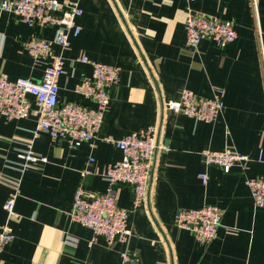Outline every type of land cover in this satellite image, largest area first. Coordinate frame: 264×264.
I'll return each instance as SVG.
<instances>
[{"label": "crops", "instance_id": "0c3cea01", "mask_svg": "<svg viewBox=\"0 0 264 264\" xmlns=\"http://www.w3.org/2000/svg\"><path fill=\"white\" fill-rule=\"evenodd\" d=\"M80 5V34L71 35L65 48L52 47L65 59L59 100L97 106L76 91L93 70L79 59L83 55L119 66L120 82L110 90L93 145L72 147L68 139L40 131L33 146L48 160L25 172L19 152L33 139L37 117L0 114V226L8 222L15 234L0 264H121L125 249L137 256V264H264V207L255 204L246 184L264 174V0H80ZM188 9L233 20L237 39L225 48L208 39L190 46ZM55 32L54 26H31L0 9V73L42 79L51 58L33 59L27 42ZM217 88L224 90L225 106L212 122L166 105L184 89L211 97ZM154 124L170 150L156 153L146 206L134 208L130 185H115L118 203L131 209V239L109 243L100 235L90 244L93 231L69 215L76 190L82 186L92 195L107 189L104 170L122 152L106 137ZM208 148L236 149L250 160L227 173L205 163L202 151ZM202 172L209 175L206 183ZM20 178L16 215L8 220L4 204ZM208 204L223 215L217 237L203 243L175 219L181 209Z\"/></svg>", "mask_w": 264, "mask_h": 264}, {"label": "built area", "instance_id": "2783aa9c", "mask_svg": "<svg viewBox=\"0 0 264 264\" xmlns=\"http://www.w3.org/2000/svg\"><path fill=\"white\" fill-rule=\"evenodd\" d=\"M0 9L17 14L31 26L56 28L52 38L34 36L27 42V50L33 59L38 61L41 57L51 58L42 79H10L0 73V114L7 119L27 118L32 114L37 117L33 139L19 152L24 158L21 171L25 172L33 163L48 160L47 157L38 156L33 146V140L40 131L47 132L53 139H68L72 147H79L84 142L93 145L103 123L105 108L110 102V90L120 82L121 68L83 55L79 59L91 64L93 70L90 76L77 85L76 91L82 97L94 100L97 106L82 102H61L59 79L64 72L65 59L61 54H53L52 47L57 43L65 48L70 44L71 35L80 34L81 26L77 20L84 13L80 0H1ZM185 25L187 42L194 48L204 39L225 48L238 37L233 20L195 14L191 9H188ZM223 94L221 88L215 89L211 97H203L193 90L184 89L177 99L168 100L166 105L176 112L212 122L225 106ZM105 140L117 146L122 152V158L105 168L103 175L109 182L105 191L89 195L82 186L76 190L69 215L71 220L93 231L90 244L100 235L106 237L109 243L119 241L127 244L132 237L129 224L131 209L118 203L115 185H130L134 193V208L146 206L156 153L158 150L169 151L170 147L160 142L155 124L121 138L106 137ZM202 153L207 165L219 166L227 173L234 166H245L250 160L248 154L232 148H208ZM261 159L262 153L259 157ZM93 160L91 157L90 161ZM200 177L204 183L209 179L207 172L200 173ZM246 184L255 204L264 207V174L248 178ZM20 193L21 178L4 204L8 220L16 215V199ZM222 215L219 207L208 204L196 209H181L175 220L178 227L191 231L199 241L208 243L217 237ZM14 238L15 234L8 222L0 226V254ZM137 260V256L130 250L122 251L121 264H137Z\"/></svg>", "mask_w": 264, "mask_h": 264}, {"label": "water", "instance_id": "95a60500", "mask_svg": "<svg viewBox=\"0 0 264 264\" xmlns=\"http://www.w3.org/2000/svg\"><path fill=\"white\" fill-rule=\"evenodd\" d=\"M29 97H30V98H32V95H31V94H29ZM102 126H103V125H102Z\"/></svg>", "mask_w": 264, "mask_h": 264}]
</instances>
